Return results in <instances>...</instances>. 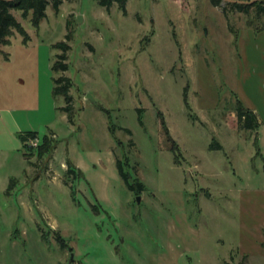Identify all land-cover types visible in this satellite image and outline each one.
<instances>
[{"label": "rangeland", "instance_id": "1", "mask_svg": "<svg viewBox=\"0 0 264 264\" xmlns=\"http://www.w3.org/2000/svg\"><path fill=\"white\" fill-rule=\"evenodd\" d=\"M98 1L47 7L37 27L12 11L29 40L13 30L0 47V264H264V15L227 0H129L126 13ZM238 102L257 130L238 125ZM28 132L31 149L46 136L53 149L28 161Z\"/></svg>", "mask_w": 264, "mask_h": 264}, {"label": "trees", "instance_id": "2", "mask_svg": "<svg viewBox=\"0 0 264 264\" xmlns=\"http://www.w3.org/2000/svg\"><path fill=\"white\" fill-rule=\"evenodd\" d=\"M70 1V0H69ZM129 0H99L98 3L100 6L110 10V8L116 4L121 11L126 13V4ZM236 2H227V6L231 11H236L238 13H242L244 15H249L250 12L256 13V15L261 16L264 15V0H233ZM241 3H237V2ZM212 4L216 7L220 5L222 0H211ZM64 3V0H0V47L6 46L10 44V40L13 37V30H16L19 34L24 37V43H27L29 37L19 22L14 17L12 11H18L22 13V17L26 18L28 14L32 13V21L34 25L37 27L42 20L46 18V9L50 7L55 14L59 13L60 6ZM226 12V11H225ZM71 41L70 35L66 36V41L58 43L56 48L59 49L62 53L57 56L56 61L53 65L54 72H62L65 73L68 71L69 66L66 63L68 60L67 53L71 50L68 42ZM54 89L53 94L55 96H64L65 103L69 106H65L63 111L68 115L71 112L70 104L72 102L71 96H69V91L72 87V82L69 78L60 76L57 79L53 80ZM187 91L184 93V101L186 103L187 99ZM237 123L238 125L246 131H255L259 128L260 123L258 121L257 115L254 111L245 108L240 102L237 105ZM70 116V115H69ZM72 116V115H71ZM160 121V136L162 140L161 149L166 151H171L174 154L179 151V147L172 139L169 129L166 126L164 119L161 117V114H158ZM138 121L140 126H143L142 121V110H138ZM110 132L112 135L115 134L114 126L110 127ZM127 133L131 134L129 130ZM36 133L28 132L24 134H20L19 138L22 142V147L25 151L24 156L28 161L30 158L36 155L38 158L43 157L46 153H49L54 147V141L52 137L46 136L37 149H31L28 145V141L30 139H35ZM211 150H220V146H215V143L211 144ZM176 161L178 162V157H176ZM127 163H122L121 160L116 161V168L118 172V176L122 179L123 183L127 187V189L133 193L140 194L145 191V186L137 177H133L129 171L126 172L124 167H127ZM74 175L77 178L83 176L82 172H78L76 169L72 168L69 165L67 170V176ZM74 177V178H75ZM11 186V184H10ZM74 196V194H72ZM58 236L59 243L62 244V249L65 248L64 240L56 233ZM264 247V243H263ZM230 264V263H225Z\"/></svg>", "mask_w": 264, "mask_h": 264}, {"label": "built area", "instance_id": "3", "mask_svg": "<svg viewBox=\"0 0 264 264\" xmlns=\"http://www.w3.org/2000/svg\"><path fill=\"white\" fill-rule=\"evenodd\" d=\"M28 145H29L30 147H33V146L38 145V141H37V139H36V138H35V139H30V141L28 142Z\"/></svg>", "mask_w": 264, "mask_h": 264}, {"label": "water", "instance_id": "4", "mask_svg": "<svg viewBox=\"0 0 264 264\" xmlns=\"http://www.w3.org/2000/svg\"><path fill=\"white\" fill-rule=\"evenodd\" d=\"M227 1L236 2V1H233V0H227ZM237 3H241V2L238 1ZM77 20H78L79 24L82 23V17L81 16H78ZM138 201H139V199H138Z\"/></svg>", "mask_w": 264, "mask_h": 264}]
</instances>
